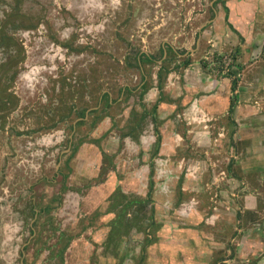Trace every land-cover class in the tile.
Returning a JSON list of instances; mask_svg holds the SVG:
<instances>
[{"label":"rangeland","instance_id":"rangeland-1","mask_svg":"<svg viewBox=\"0 0 264 264\" xmlns=\"http://www.w3.org/2000/svg\"><path fill=\"white\" fill-rule=\"evenodd\" d=\"M262 256L264 0H0V264Z\"/></svg>","mask_w":264,"mask_h":264},{"label":"crops","instance_id":"crops-1","mask_svg":"<svg viewBox=\"0 0 264 264\" xmlns=\"http://www.w3.org/2000/svg\"><path fill=\"white\" fill-rule=\"evenodd\" d=\"M212 98H213V96H212ZM234 98V97H233ZM216 101H217V99H216ZM221 101L223 102V99H221ZM234 101V100H233ZM233 101H231V102H233ZM207 105L208 104H204V107H205V109L207 108ZM209 105H211V106H209L208 107V109H206V110H212V112H213V115H214V108H215V110H217V103H210ZM236 106H237V103L235 104V101L232 103V112L230 113L229 112V109H228V112H229V114H232V113H234V111H235V108H236ZM142 120V119H141ZM174 120V119H173ZM174 122V121H173ZM194 122H197V120H195ZM188 124V123H187ZM141 132V131H140ZM220 134H222V133H220ZM224 136V135H223ZM216 137V136H215ZM228 136H227V134H226V138H227ZM223 139H225V137H222V138H220L219 139V143L218 144H222V140ZM157 142H159V141H157ZM175 142H177V141H175ZM175 144V143H174ZM203 145H204V143H203ZM206 145H207V147H208V149H215V151H217V146H213L212 145V140L211 139H207V141H206ZM205 146V145H204ZM163 152V151H162ZM161 151H159V156H165L163 153H162ZM215 153V152H214ZM217 154V153H216ZM157 159V158H156ZM155 159V160H156ZM160 160H161V158H159L158 157V159L155 161V162H157V163H155L154 165H155V167H153L152 169V172H153V174L152 175H157L158 174V170H157V166H161L159 163H160ZM159 162V163H158ZM165 166H167V167H171V163H170V159L168 158L167 159V164L165 165ZM160 169V168H159ZM213 171V172H212ZM212 171H211V173H213V177L214 178H216V171H215V169H212ZM155 172V173H154ZM168 172V171H167ZM231 172H232V170H231ZM158 179H160V178H158ZM260 179H259V177L258 176H256L255 178H253L252 180H250L251 181V183H249V185H248V187L249 188H251V189H253V190H255L256 189V185H255V182L256 181H259ZM237 180H235V182H236ZM172 184V183H171ZM153 185V184H152ZM169 186H170V188L167 186V188L168 189H172V187H171V185L170 184H168ZM232 185V184H231ZM245 186H246V184H244ZM235 186H239V185H233V187H235ZM238 188V187H237ZM237 188H235V189H237ZM170 192V191H169ZM170 194V193H169ZM168 194V195H169ZM244 200L246 201V203L244 202V204H243V210L245 211V210H253V208H255V205H256V197L255 196H253L252 195V193H248L245 197H244ZM242 210V211H243ZM239 212V211H238ZM239 224V223H238ZM157 228L158 229H160L159 231H161L162 230V228H166V226H164V224H157ZM252 229V228H251ZM251 229L249 230V231H251ZM235 230H239V228L236 226L235 227ZM251 233V232H250ZM255 235V234H254ZM248 236H250L251 238H255L256 236H253V234L251 235V234H248ZM260 261L259 262H262V264H264V256H262V258H260L259 259ZM151 261V260H150ZM150 261L147 263V264H150ZM176 264H178V263H176ZM190 264H192V263H190Z\"/></svg>","mask_w":264,"mask_h":264},{"label":"trees","instance_id":"trees-1","mask_svg":"<svg viewBox=\"0 0 264 264\" xmlns=\"http://www.w3.org/2000/svg\"><path fill=\"white\" fill-rule=\"evenodd\" d=\"M1 39H3V38H1ZM143 55H145V54H141V55H139V57L137 58V61H138V62H140L141 56H143ZM161 55H162V53H161ZM145 56H146V55H145ZM146 57H147L148 60L151 59L150 56H146ZM188 63H189V62H187V61L185 62L186 65H188ZM232 103H233V102H231V103H230V106H229V112H230V113L232 112Z\"/></svg>","mask_w":264,"mask_h":264},{"label":"flooded vegetation","instance_id":"flooded-vegetation-1","mask_svg":"<svg viewBox=\"0 0 264 264\" xmlns=\"http://www.w3.org/2000/svg\"><path fill=\"white\" fill-rule=\"evenodd\" d=\"M164 54H165V51H164ZM162 55H163V53H162ZM120 195H122V194H120ZM124 201V200H123ZM21 264H23V261H22V263Z\"/></svg>","mask_w":264,"mask_h":264},{"label":"water","instance_id":"water-1","mask_svg":"<svg viewBox=\"0 0 264 264\" xmlns=\"http://www.w3.org/2000/svg\"><path fill=\"white\" fill-rule=\"evenodd\" d=\"M21 263H22V261H21Z\"/></svg>","mask_w":264,"mask_h":264}]
</instances>
